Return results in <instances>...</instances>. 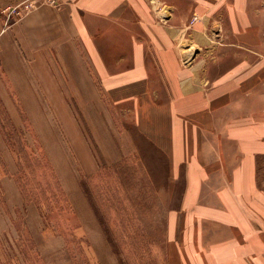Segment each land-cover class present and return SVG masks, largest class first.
Returning a JSON list of instances; mask_svg holds the SVG:
<instances>
[{"label": "crops", "instance_id": "1", "mask_svg": "<svg viewBox=\"0 0 264 264\" xmlns=\"http://www.w3.org/2000/svg\"><path fill=\"white\" fill-rule=\"evenodd\" d=\"M21 1L0 0L2 66L29 63L41 68L39 83L68 81L47 69L54 56L70 68L72 83L88 85L92 67L107 97L136 115L137 133L123 136L124 156L142 143L166 158L172 196L183 181L166 224L169 241L181 246L169 252L174 264H264V58L239 50L260 41L264 0H64L61 10L40 6L7 27L1 10ZM217 2L215 17L230 19L226 44L188 25L191 12L202 20L205 6ZM165 10L172 18L160 24ZM247 35L257 37L247 42ZM197 45L202 53L190 64ZM86 93L70 97L93 98ZM73 194L87 217L78 234L91 227L99 242L90 204L78 188Z\"/></svg>", "mask_w": 264, "mask_h": 264}, {"label": "rangeland", "instance_id": "2", "mask_svg": "<svg viewBox=\"0 0 264 264\" xmlns=\"http://www.w3.org/2000/svg\"><path fill=\"white\" fill-rule=\"evenodd\" d=\"M217 5L207 4L202 20L191 12L188 25L191 31L207 29L211 43L226 44L230 19L215 17ZM163 13L158 21L167 24L172 14ZM256 22L260 41L254 50L243 44L239 50L260 60L264 18ZM196 48L190 64L202 53ZM51 62L47 69L68 81L42 84L39 66L6 69L0 60V264H174L169 252L181 246L169 241L166 224L168 208L180 205L183 181L172 196L166 158L142 143L124 156L123 136L137 133L136 115L107 97L92 67L88 85L72 83L70 68L59 66L54 56ZM90 89L93 98L70 97ZM60 90L62 98L55 97ZM260 166L261 178L264 163ZM77 188L98 220L99 242L92 241L91 227L88 236L78 234L87 217L74 208Z\"/></svg>", "mask_w": 264, "mask_h": 264}, {"label": "built area", "instance_id": "3", "mask_svg": "<svg viewBox=\"0 0 264 264\" xmlns=\"http://www.w3.org/2000/svg\"><path fill=\"white\" fill-rule=\"evenodd\" d=\"M64 4V0H24L3 8L1 15L5 20V25L9 27L24 19L40 6L47 5L61 10Z\"/></svg>", "mask_w": 264, "mask_h": 264}]
</instances>
